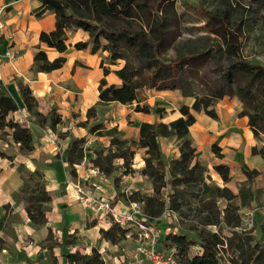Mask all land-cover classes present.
<instances>
[{
    "label": "crops",
    "instance_id": "obj_1",
    "mask_svg": "<svg viewBox=\"0 0 264 264\" xmlns=\"http://www.w3.org/2000/svg\"><path fill=\"white\" fill-rule=\"evenodd\" d=\"M41 3V0H0V21L3 24V28L0 29V50L4 58L0 66V80L19 105V109L12 112L10 117L28 123L34 138L29 147V153L22 154V159L17 156L14 160H10L0 156V222L5 220V228L0 230V238L3 239V244L0 246V264H26L30 260L38 264L44 261L34 260L33 254L39 253L42 246L46 254L53 251L55 254L62 255L66 250L65 244L71 247L67 249L68 253L78 250L83 254H91L93 248H97L106 264H112V262L131 264L137 235L125 232V237L122 238V240L130 241L131 248L121 247L117 242L101 238L100 229H109L113 223L81 202L73 186L76 183L88 186L100 181L98 174L92 168L95 166L93 159L96 154L91 145L97 137L117 136L139 141L140 126L143 122L169 123L181 116V112L170 115L169 103H173L172 100L177 97H179L177 101L188 105L196 117L195 123L190 127V137L199 153L196 160L214 169L213 171L216 172L214 178L218 184L221 175L215 170L214 165L220 163L230 166L231 182L234 176L242 175L239 171L244 165L251 170L257 169L260 173H264V158L252 152L254 146L264 145V135L257 138L249 125L248 116H239L241 108L235 104V97L231 100L222 99L215 105H211L210 109H215L216 117L207 113L194 112L192 105L195 99L187 103L184 97L190 98V96H184L183 91L178 88L144 90V100L141 105L146 103L152 107H165L167 112L163 116L153 110L150 112L137 110L136 101L131 104L118 102L99 104L100 80L105 76L102 65L112 69L106 76L107 81L121 84L122 80L114 70L121 67L123 61L110 64L107 51L92 53L90 49H77L74 44L88 38V32L83 29L69 31V47L63 53L41 42L40 33L54 29L56 21L55 14L51 11L37 16L35 10ZM39 47L47 52L50 59L64 56L66 62L61 68L51 72L38 71L35 68L34 57ZM21 85H27L32 89L41 112L48 115L55 110L59 114L68 125L65 129H61L62 132L68 129L75 131L77 121L87 119L88 110L92 106L98 108L96 122H103L100 130H103L105 135H96L85 143L89 149H85L86 156L82 162L74 164L73 172L69 168L71 135L59 137L48 124L38 126L34 123V117L25 108L20 91ZM89 135H92V132ZM74 136L78 135L74 134ZM161 139L163 143L161 148L165 155L170 156L171 160L180 156V148H176V145L174 148V141H171L176 139L175 136L161 137ZM0 141H2L1 138ZM14 144L17 143L14 142ZM213 145H217L219 152H215ZM141 149L145 150V148ZM16 162L25 164L24 168L29 172L39 169L45 174L47 189L51 195V200L45 206L47 207L45 208L46 225H35L28 217L26 204L17 200V192L23 185L24 177L18 171ZM143 162L137 160L136 168L142 170L145 166ZM135 175L143 177V180L148 178L138 171H135ZM131 179L134 177L131 176ZM102 183L105 189L104 194L111 197L119 208L124 209L127 204L116 200V192L108 176L102 180ZM150 184L152 186V183ZM151 190L154 189L151 188ZM91 216L98 218L97 223L88 224ZM167 224H158L162 240L167 233L178 232L177 227ZM54 226L61 234L74 233L76 241L69 243L67 238L70 235H57L56 239H60L62 243L59 242L60 244L52 249L45 246L48 236L45 234ZM43 229V235H29L41 232ZM23 239L32 241L29 246L31 251H25L18 244ZM159 246L162 248L161 244ZM67 261L66 259L64 262L62 257L58 264H67Z\"/></svg>",
    "mask_w": 264,
    "mask_h": 264
},
{
    "label": "trees",
    "instance_id": "obj_2",
    "mask_svg": "<svg viewBox=\"0 0 264 264\" xmlns=\"http://www.w3.org/2000/svg\"><path fill=\"white\" fill-rule=\"evenodd\" d=\"M41 5L35 10L37 16H42L47 11L55 14L56 21L54 29L42 31L40 41L55 48L59 52H65L68 47L69 31L83 29L88 32V38L78 41L74 44L77 49H90L92 53L98 51H107L109 53V63L118 64L123 61V65L114 70L115 74L122 80L121 84L109 83L106 76L112 71L107 65H102L104 77L100 80L99 85V104L118 102L131 104L137 102L136 109L140 111L155 113L163 116L167 110L165 107H152L149 104L141 105L144 100L143 92L148 88L158 90L181 89L184 96L192 95L187 90L190 79L199 76L198 60L201 53H187L177 59H168L166 53L170 43V34L167 31L170 15L173 10L174 0H41ZM212 20H220L217 13L211 15ZM125 21V23H122ZM144 22V24H140ZM224 24V21H220ZM219 25V24H218ZM221 26V25H220ZM222 28L212 29L214 33L220 35L225 42V51L232 59L230 64L221 69L223 80L216 83V93L207 94L203 98L196 97L193 109L199 110L201 106L206 109V113L216 117L214 109L209 106L213 104L214 99H222L225 95H238L239 98L249 105V109H242L239 116H248L249 125L254 135L260 138L264 135V65L259 62H253L246 59L240 52V35L223 25ZM169 42V43H168ZM35 68L38 71L51 72L61 68L66 62V57L58 56L54 59L48 57L47 52L39 47L35 54ZM245 80L244 84H237L233 90V84ZM21 96L26 110L33 117L47 118L39 111V103L33 95L32 89L27 85L20 86ZM19 109L17 101L8 93L0 80V130L10 129L13 140L30 151L31 144L34 141L30 126L26 122L15 121L10 117L12 112ZM92 106L88 110V115L95 110ZM181 116L173 121L166 122H143L140 126L139 141L133 140L131 143L140 148H145L144 156L145 166L141 173L148 176L151 180L156 195L167 185H175L176 180H181L184 185H200L205 190V197L202 199L203 206L212 210L207 216L206 223L217 224L221 221L224 211L216 204L218 197L231 200L236 196L228 187L218 185H209L205 181V172L207 168L196 160L197 149L193 145L190 137V127L195 123L196 117L191 108L183 104L180 107ZM50 126L54 127L59 121L49 117ZM175 136L180 143V156L170 161V176L167 181L166 172L164 171L165 154L160 145V138ZM117 140V141H116ZM79 142L84 139H74L69 151V163L74 165L80 163L84 157V147H79ZM114 142L122 143L115 139ZM127 147L125 151H119L116 156L125 158L126 173L133 172L131 166H127L129 161L126 160ZM215 152H219L217 145H213ZM253 154H260L264 158V145L261 147L254 146ZM0 156L11 159L4 151L0 150ZM112 161V158H108ZM94 164L105 174L113 171L112 167L105 166L101 163L99 155L93 160ZM215 170L221 175L225 183L230 181V166L227 164H216ZM243 170L249 176L259 171L249 169L246 165ZM27 179H33L35 176L44 177L41 171H34L28 174ZM24 177V178H26ZM29 183H25L21 188L24 193ZM35 190H39L36 195ZM184 196V194H182ZM207 195V196H206ZM160 211L165 206V200L159 196ZM158 198V199H159ZM26 201V211L29 219L37 226H42L47 222L46 207L43 203L51 200V195L45 185L37 183L36 189H31L30 195L24 198ZM131 200H141L145 202V210L155 222V215L159 211L153 210V201L156 197L139 196L138 192L132 194ZM172 200L171 209L182 212V204H175ZM213 208L215 210L213 211ZM226 222L229 227H237L242 223L240 219L231 221L226 216ZM105 237L115 241V236L125 237V231L117 223H113L109 229L102 230ZM218 233L212 232L207 237L201 239V251L191 255L192 246L196 245L195 239L189 237V233L170 232L159 239V243L169 240L175 247L176 252L183 257L181 264H226L222 261L219 254L218 245L224 244L223 240L218 237ZM253 262L256 263L254 256H258L256 250L251 251ZM65 257L71 264H106L103 256L97 248H93L91 254H83L78 251L69 252ZM231 264H243L238 261H231ZM250 264V262H246ZM253 264V263H252Z\"/></svg>",
    "mask_w": 264,
    "mask_h": 264
},
{
    "label": "rangeland",
    "instance_id": "obj_3",
    "mask_svg": "<svg viewBox=\"0 0 264 264\" xmlns=\"http://www.w3.org/2000/svg\"><path fill=\"white\" fill-rule=\"evenodd\" d=\"M214 13H217L221 19L212 20L211 15ZM170 18L171 20L169 22L167 31L170 34L171 40L170 43L168 42L169 47L166 57L168 59H177L187 53H201L200 60H198L199 76L194 79L191 78L190 84L187 85L188 92L192 94L189 95L190 98L184 97V100L187 101V103H189L192 99H196V97L203 98L207 94L216 93L217 88L215 84H219L223 80L221 69L227 67L232 60L229 59L225 51V42L223 38L220 35L214 33L212 29L222 28V30L225 31L223 25L231 28L240 35L241 55L246 59H250L253 62H259L264 65V0H174V6ZM222 20L224 21V24H221L220 21ZM122 23H125V21ZM140 24H144V22H141ZM244 83L245 80L238 81L237 83L233 84L232 89L234 90L237 84ZM233 97H235V104L238 105L241 110L249 109V105L244 103L238 95L231 96L230 94H227L222 99L231 100ZM222 99H214L212 105H215ZM177 100H179V97L172 100L173 103H169V109L171 112L170 115L172 116L180 113V106L183 104L181 101ZM210 107L211 106H209V108ZM193 110L194 112L198 113H206V109L203 106H201L199 110ZM97 115L98 108L96 107V109L90 113V116L87 114V119L78 120L79 118H77L78 121L75 131L69 129L65 130V132L61 131V129H65L68 127V125H66L65 121L55 110H52L47 118L34 117V123H36L38 126H45L46 124L50 126V120H48L49 117L57 119L59 122L54 127L50 126V128L56 132L59 137L65 136L66 134L71 135V141L74 139H84V142H79V147L83 146V149L88 150L89 146H86L85 143L91 137L95 138L96 135H105L103 134V130H100V128L102 129L103 127V122H96ZM101 119L102 121H105L103 118ZM90 132H92V135H89ZM11 133L12 132L10 129L0 130V138L2 139V141H0V150L9 155L11 157L10 160H14L17 156H19V159H22V154L25 155L29 153V151H27L26 148L22 147L19 143L14 144L15 141L13 140ZM74 134H77L78 136H74ZM80 134H83V136H79ZM115 139L121 141L127 140L129 142L118 143L114 142ZM159 140L162 147V139L160 138ZM131 141H133V139H123L117 136L111 138L97 137L95 142H93L91 145L96 154L95 158H97L99 155V159L101 160L102 164L113 168L112 173L105 175V173L100 169L101 167L96 165L92 167L100 170L104 174L103 180L106 178V176H108L116 192L117 201H123L125 204H128V202L131 200L129 198H131L132 194L135 192H138L139 196L149 195L156 197V200L153 201V210L159 211L158 214L155 215L156 224L158 225L160 223H168L172 227H177L179 233H189V237L195 239L197 242V244L192 246L190 250L191 255L201 251L202 237H207L212 232H216L219 234L218 237L223 240L224 243L218 245L219 254L222 257V261L224 263L231 264V261L234 260L243 264H246L248 261L250 264H264V173H260L259 171L258 173L249 176L247 173H245L242 166L239 173H242L243 176H234V180H232V182L231 176L230 181L227 183H225L223 178L220 177L218 184L214 178L216 173L213 171L214 169L212 170V168L209 166L204 165L207 168L205 172L206 183L209 185L228 187L234 192V194L238 193L231 200L221 197L216 199V205L222 211H224V213L222 214L223 216L221 217V221L212 225L206 223L207 216L212 213V210L206 209L201 202L203 201L202 199L206 197L205 190L200 185L195 186L192 184L187 186L181 184V180L177 179L175 185H167L161 190L159 195H156V192L151 190V188L154 189V187L153 184L150 186V183L152 182H150L149 178H145L143 180V177L136 175L134 176L135 171H142L136 168V162L137 160L143 162L146 153L144 149L133 145ZM171 141H174V148L175 145L176 148H180V143L177 138L171 139ZM127 147H131V150H134V152L128 150L127 154L125 155L126 160L129 161L127 166H131L133 172L124 174L126 173L125 158L116 155L119 153V151H125ZM198 155L199 153L196 154V156ZM85 156L86 153L84 150V157ZM107 157L112 158V161H109ZM141 157H143V159ZM170 161V156L166 154V167L164 171L166 172L167 181L171 179L169 172ZM143 163H145V160ZM15 165L19 169L18 171L22 173L23 177L29 176L28 174L33 173L36 170L44 173L39 169L29 172L24 168L25 164L23 163L16 162ZM69 168L73 172V168H75V166L70 164ZM131 176H133L134 179H131ZM143 176L148 177L144 174ZM27 182L29 183V187L25 189L26 191L24 193H21V188ZM37 183L45 185L47 189V180L45 178V174L44 177L35 176L33 179H27V177L24 178L23 185L17 192V200L23 204H26L24 198L30 195L31 189H36ZM91 187H93V184ZM237 190L238 192H236ZM35 191L36 192L34 195L39 193V190ZM47 191L49 192L48 189ZM182 194H184V196ZM159 196H161L166 203L161 211V199ZM174 199H176L175 204L180 203L183 205V209L181 210L182 212L175 211L170 208L172 207V200ZM43 206H47V203L44 202ZM214 210L215 208H213V211ZM95 212L98 213V211ZM99 215L102 214L100 213ZM226 216H228V219L233 222L236 221V219H240L242 222L240 224L241 228L236 229L234 227L225 225L224 222L227 220ZM90 219L91 220L88 223L89 225L97 223L98 221V218L96 219L92 216ZM4 224L5 220H1L0 230H4ZM46 224L47 222L44 225ZM102 230H104V228L100 229L101 238H106V234L102 232ZM43 234L44 229L41 232L29 235ZM45 235L48 236L44 245L48 246L50 249L60 244L59 242H61V240L56 239L57 235H70L69 238H67L69 243L76 241V236H74V233L67 234V232H64L61 234V232L57 230L56 226L49 230ZM122 238V236L116 235L114 242H117L121 247H130V241L126 239L122 240ZM2 244L3 239L0 238V246H2ZM18 244H20V246L24 248L25 251L29 252L32 250L29 248V246L32 244V241L29 239L20 240ZM162 244L165 255L167 254L166 250L175 248L171 242L167 240V238L164 242H162ZM43 248L44 246H42V249L39 251V253L33 254L35 257L34 260L36 259L38 261L41 259L44 261L41 263L39 262L38 264H58V261L62 257L65 262L67 259L65 254L68 253L66 251H68L67 249H71L70 246L65 244V253L61 255L55 254L53 251L46 254L47 252H45ZM252 249L256 250L258 253L257 257L254 256L256 263L253 262L251 254ZM176 259L179 264H181L183 261V257L178 252L176 253ZM26 264L37 263H35L33 260H30ZM67 264L71 263L67 261ZM112 264H114V262H112Z\"/></svg>",
    "mask_w": 264,
    "mask_h": 264
},
{
    "label": "built area",
    "instance_id": "obj_4",
    "mask_svg": "<svg viewBox=\"0 0 264 264\" xmlns=\"http://www.w3.org/2000/svg\"><path fill=\"white\" fill-rule=\"evenodd\" d=\"M2 28L3 24L0 21V29ZM3 59L0 50V66ZM93 170L99 175L100 181L95 182L93 187L76 183L73 186L75 193L87 207L100 212L102 217H106L109 222L117 223L128 234L135 233L137 235L131 264H179L175 248L166 250V255L165 251L160 248V230L146 212L145 202L130 200L124 209L119 208L111 197L104 194L105 189L102 183L104 174L96 168ZM234 228L240 229L241 226Z\"/></svg>",
    "mask_w": 264,
    "mask_h": 264
}]
</instances>
